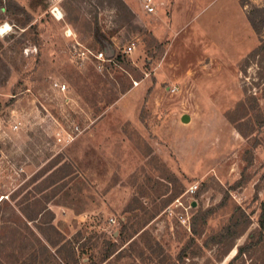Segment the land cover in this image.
Listing matches in <instances>:
<instances>
[{
    "label": "rangeland",
    "instance_id": "rangeland-1",
    "mask_svg": "<svg viewBox=\"0 0 264 264\" xmlns=\"http://www.w3.org/2000/svg\"><path fill=\"white\" fill-rule=\"evenodd\" d=\"M199 4L159 41L119 0H0V264H264V0Z\"/></svg>",
    "mask_w": 264,
    "mask_h": 264
},
{
    "label": "crops",
    "instance_id": "crops-1",
    "mask_svg": "<svg viewBox=\"0 0 264 264\" xmlns=\"http://www.w3.org/2000/svg\"><path fill=\"white\" fill-rule=\"evenodd\" d=\"M119 1L121 4L127 5L129 8L133 7V9L132 8L130 9L133 12V14H135V17L138 18L140 22L144 20L141 15L142 12L147 15H157L153 21L147 22L146 26H149L148 30L159 41H163L164 39H167V37H168V40H171L173 37L179 36L180 35L179 30L183 28V26H186V27L187 26H194V27L201 26L200 24L195 25V21L197 17V14H195L194 16H190V18L187 19L186 22H184V24L180 25L176 29L172 28V23L175 18V17H172V13L176 5L180 6V8H183V5H185L186 7L183 9H187V8L189 9V7L198 8V7H202V4H199L201 3V0H174V1L173 0H152V4L154 6V13H148L144 9L143 7L144 0H119ZM166 4L173 6L168 18L164 17V14L162 13L164 10L163 7L164 5L166 6ZM139 6H141V9L139 8ZM203 36L206 38V40H208V42L210 43L212 47H215L212 40L207 35L203 34ZM111 40H113V38H111ZM112 44L116 45V43L115 44L112 43Z\"/></svg>",
    "mask_w": 264,
    "mask_h": 264
},
{
    "label": "built area",
    "instance_id": "built-area-1",
    "mask_svg": "<svg viewBox=\"0 0 264 264\" xmlns=\"http://www.w3.org/2000/svg\"><path fill=\"white\" fill-rule=\"evenodd\" d=\"M143 7L148 13H154V6L152 4V0H144ZM132 49H133V45L128 46L123 52L125 54H129L130 52H132ZM83 55H85V53H83ZM92 57L96 62H104L105 60L111 61L109 56L103 55V53H101V52L97 53V54H93ZM53 86L56 88L57 91L62 92V93L65 92V90H66L65 84L61 85L60 83H54ZM74 131H78V128L75 127ZM72 137H73V135L66 134V139H64V138L59 139L58 138L57 141L59 143L65 142L67 144L71 140H73ZM189 190L191 193H193L196 190V186L191 187Z\"/></svg>",
    "mask_w": 264,
    "mask_h": 264
},
{
    "label": "trees",
    "instance_id": "trees-1",
    "mask_svg": "<svg viewBox=\"0 0 264 264\" xmlns=\"http://www.w3.org/2000/svg\"><path fill=\"white\" fill-rule=\"evenodd\" d=\"M249 22H250V24H251V26H252V28H253V30L255 31V33L257 34L258 33V29L256 28V26H255V23L251 20V19H249ZM263 50V42H261V44H260V48H259V51H262ZM258 55H259V53H258ZM264 123V122H263ZM39 214H41L42 216L43 215H47L48 217V219H47V221L46 222H43V224H46V225H48L51 229H53L52 228V221H53V219H54V217H53V214H52V212L49 210V209H47V208H44L42 211H39L38 212ZM30 221L31 220H34V219H29ZM40 223H42V222H40ZM43 224H38L37 225V228L39 229V232L43 235V237L48 241V243H49V240L47 239V237H46V235H45V230L43 229V228H41V225H43ZM50 224H51V226H50ZM259 226H260V228L262 229V230H264V202L262 203V205H261V214H260V218H259ZM50 245H52V243H49ZM243 249L244 248H240L239 249V254H243ZM181 253H183V251H181Z\"/></svg>",
    "mask_w": 264,
    "mask_h": 264
},
{
    "label": "water",
    "instance_id": "water-1",
    "mask_svg": "<svg viewBox=\"0 0 264 264\" xmlns=\"http://www.w3.org/2000/svg\"><path fill=\"white\" fill-rule=\"evenodd\" d=\"M181 121L183 123H188L189 122V117L185 115V116L182 117Z\"/></svg>",
    "mask_w": 264,
    "mask_h": 264
},
{
    "label": "bare ground",
    "instance_id": "bare-ground-1",
    "mask_svg": "<svg viewBox=\"0 0 264 264\" xmlns=\"http://www.w3.org/2000/svg\"><path fill=\"white\" fill-rule=\"evenodd\" d=\"M55 14H57V17L60 19L61 17H60V13L59 12H55ZM4 31V28H1V33Z\"/></svg>",
    "mask_w": 264,
    "mask_h": 264
}]
</instances>
